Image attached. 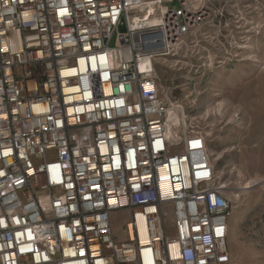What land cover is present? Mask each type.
Segmentation results:
<instances>
[{
  "label": "built area",
  "instance_id": "obj_1",
  "mask_svg": "<svg viewBox=\"0 0 264 264\" xmlns=\"http://www.w3.org/2000/svg\"><path fill=\"white\" fill-rule=\"evenodd\" d=\"M214 1L0 0V264H231L226 186L154 73Z\"/></svg>",
  "mask_w": 264,
  "mask_h": 264
},
{
  "label": "rangeland",
  "instance_id": "obj_2",
  "mask_svg": "<svg viewBox=\"0 0 264 264\" xmlns=\"http://www.w3.org/2000/svg\"><path fill=\"white\" fill-rule=\"evenodd\" d=\"M210 7L212 19L175 56L157 60L154 73L162 97L197 121L226 186L231 264H264V0H215ZM252 180L257 185L245 189ZM112 219L121 240L128 214Z\"/></svg>",
  "mask_w": 264,
  "mask_h": 264
},
{
  "label": "bare ground",
  "instance_id": "obj_3",
  "mask_svg": "<svg viewBox=\"0 0 264 264\" xmlns=\"http://www.w3.org/2000/svg\"><path fill=\"white\" fill-rule=\"evenodd\" d=\"M247 185H248V186H247L245 189H251L253 186L257 185V183H255V181L253 182V180H252V182L248 183ZM260 186H261V185H260ZM260 186H258V187H260ZM256 187H257V186H256Z\"/></svg>",
  "mask_w": 264,
  "mask_h": 264
}]
</instances>
